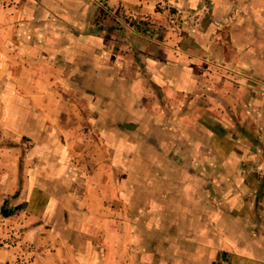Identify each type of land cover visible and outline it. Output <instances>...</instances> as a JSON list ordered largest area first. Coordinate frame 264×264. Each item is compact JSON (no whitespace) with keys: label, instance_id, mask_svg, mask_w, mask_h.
<instances>
[{"label":"crops","instance_id":"0c3cea01","mask_svg":"<svg viewBox=\"0 0 264 264\" xmlns=\"http://www.w3.org/2000/svg\"><path fill=\"white\" fill-rule=\"evenodd\" d=\"M201 2L0 0V216L45 264H264V0L168 28Z\"/></svg>","mask_w":264,"mask_h":264},{"label":"rangeland","instance_id":"374dc122","mask_svg":"<svg viewBox=\"0 0 264 264\" xmlns=\"http://www.w3.org/2000/svg\"><path fill=\"white\" fill-rule=\"evenodd\" d=\"M249 1V0H247ZM161 4V3H160ZM157 8L160 10L164 9L163 6L157 5ZM200 9L192 12H184V9H179L177 6H166L168 13L167 23H169V29H180L184 28L186 22H189L191 25H201L204 21L212 20L216 24L217 29L222 32V36H218L217 40L228 41L233 39L230 35L229 30L234 27L236 24H241L246 20L244 16H241L242 13H246L248 5L244 4V0H227V3H220L219 0H202L200 4ZM223 16H221V15ZM214 17V18H213ZM166 29V28H165ZM4 107L10 102L8 100H3ZM62 108L65 109L64 106ZM56 118V117H55ZM1 123V122H0ZM12 137L6 132L0 131V144L5 146V158H4V169L7 173L12 174L13 171H17L21 183L25 176H27V161L25 155L20 150V162L18 165L12 163ZM24 149L29 148L28 146H23ZM23 149V151H24ZM79 152L85 154L88 164L80 165L83 167V170H91L93 166L91 155L97 154L100 152V149L95 148H82L79 149ZM30 165V164H29ZM20 190H15L12 195L6 199L3 204V217L0 216V264H45L44 254L42 252L45 242L37 244L33 240H30L26 237L24 233V228H17L21 220L19 218H9L10 215L16 213V208H22V205L14 207L15 203L13 200L19 194ZM16 193V194H15ZM5 221L2 222L1 221ZM7 221V222H6ZM37 240L41 235H37ZM43 241V239H42ZM71 262V261H69Z\"/></svg>","mask_w":264,"mask_h":264}]
</instances>
